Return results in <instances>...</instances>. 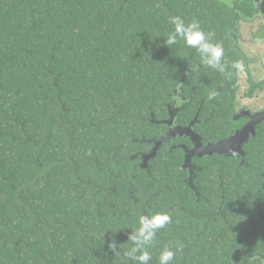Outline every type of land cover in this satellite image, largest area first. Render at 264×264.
I'll return each mask as SVG.
<instances>
[{"label": "trees", "instance_id": "16d2710c", "mask_svg": "<svg viewBox=\"0 0 264 264\" xmlns=\"http://www.w3.org/2000/svg\"><path fill=\"white\" fill-rule=\"evenodd\" d=\"M175 15L222 45L239 20L220 0H0V264H136L127 237L139 215L158 211L172 220L148 247L149 264L178 244L172 264H264V122L245 145L248 167L222 156L206 157L216 163L208 172L197 164L202 203L177 182L180 156L168 173L158 157L150 177L131 178L136 160L121 167L157 134L149 110L170 98L187 57L200 59L183 42L164 44ZM224 60L227 75L205 66L184 83L188 118L204 100L203 135L232 124L223 116L235 109L241 58L225 50ZM219 176L230 204L212 216Z\"/></svg>", "mask_w": 264, "mask_h": 264}, {"label": "flooded vegetation", "instance_id": "af4514ba", "mask_svg": "<svg viewBox=\"0 0 264 264\" xmlns=\"http://www.w3.org/2000/svg\"><path fill=\"white\" fill-rule=\"evenodd\" d=\"M230 5L239 20L237 25L231 28L230 35L227 38L223 36L221 38L227 52L235 50L239 54L240 61L244 64V71L239 72L238 87L234 98L235 109L229 112L230 116H223L229 117L228 121L232 123L228 124L227 122L223 125L226 130L228 129V132L223 136H217L218 138L209 133L208 135L202 134L203 127L201 125L205 123V120H201L199 116L204 100L199 101L197 110L192 118L186 116L187 107L185 106L188 103L187 98L189 96L186 95L184 83L186 82L187 74L193 72V78L199 80L203 76L202 74L208 70L201 64L200 59L193 60L188 56L186 59L187 66L185 70H182L180 75V83L175 87L170 98L163 104L162 108L157 110V113L151 109L149 110V123L158 127L155 129L157 134L148 138L143 136L137 142L134 153L129 157L132 159L131 161L136 160L131 173V178H135L137 171H144L150 177L152 162L157 160L158 157H160L166 173H168L169 169L167 165L170 159L180 156L181 162L176 166V173L181 171L183 176L177 182L192 193L196 203L205 201L204 189L201 190L198 186L204 181L205 177H201V172L198 173L197 164L200 161L205 162L206 157L222 156L227 159H234L236 161V168L248 167V150L245 149V145L250 142L252 137L256 136L258 125L264 122L262 121L255 126V135H250L248 141L242 144L244 151L240 152V155L233 156L217 152L208 155L201 152L202 148L206 145L216 144L230 137L236 130L242 128L249 121L251 115L264 112V74H262L264 72V0H235ZM244 78L245 88L241 85V80L243 79L244 81ZM210 83L208 79H203V85ZM177 99L182 102L177 103ZM213 112L214 110L208 111L209 115L213 114ZM244 112L247 113L244 114ZM209 118L206 117V119ZM220 122L219 120L215 123L218 124ZM154 149H156L155 154L145 159V156L152 153ZM243 152H246V160L241 163ZM187 157L188 160L185 163ZM125 161L126 159L122 162L121 167L125 165ZM204 164L207 172L208 165L216 167V163L208 164V161H206ZM202 186L205 187L204 184ZM221 187L222 180L219 176L217 189L221 191ZM220 195V206L216 212L212 213V216L221 213L222 209L225 208V202L226 204H230L227 200V194H222L221 191ZM130 196L135 202L137 201L132 194Z\"/></svg>", "mask_w": 264, "mask_h": 264}, {"label": "clouds", "instance_id": "9594fccd", "mask_svg": "<svg viewBox=\"0 0 264 264\" xmlns=\"http://www.w3.org/2000/svg\"><path fill=\"white\" fill-rule=\"evenodd\" d=\"M173 29L169 32L166 46L177 45L183 42L189 48L195 49L199 53L201 64L215 69L222 74H226L225 49L222 43L213 42V33L205 32L200 23L193 19L186 22L180 15L169 17L168 21ZM232 68L236 71L243 72L244 64L241 61L232 63ZM219 93L212 89L208 92V99L214 100ZM182 101L177 99V103ZM172 217L166 211H158L150 214H141L138 217V227L132 229L127 237L132 247L125 255L136 264H149L152 255L148 247L156 239L159 230L165 228L171 223ZM104 243V241H103ZM102 243V244H103ZM118 245L115 242L108 243L109 250H115ZM182 250V245H177L175 250L172 247L165 246L158 255V264H172L176 253Z\"/></svg>", "mask_w": 264, "mask_h": 264}, {"label": "water", "instance_id": "95a60500", "mask_svg": "<svg viewBox=\"0 0 264 264\" xmlns=\"http://www.w3.org/2000/svg\"><path fill=\"white\" fill-rule=\"evenodd\" d=\"M245 113L247 112H244V114ZM262 121H264V112L251 115L249 121L242 128L236 130L235 133H233L230 137L221 140L216 144L206 145L205 147L202 148L201 152H203V154H208V155H212L216 152L219 154H230L233 156L240 155V152L244 151L242 149V144L248 141L250 135L251 136L255 135V126ZM155 150L156 149H154L152 153H150L149 155L145 156V159L149 158L150 156H153L155 154ZM245 157H246V152H243L241 163L245 162L246 160ZM129 160L132 159L130 158L126 159L125 163H127ZM187 160L188 157L185 160V163ZM257 215H259L261 218L264 219V214L258 212Z\"/></svg>", "mask_w": 264, "mask_h": 264}, {"label": "rangeland", "instance_id": "374dc122", "mask_svg": "<svg viewBox=\"0 0 264 264\" xmlns=\"http://www.w3.org/2000/svg\"><path fill=\"white\" fill-rule=\"evenodd\" d=\"M220 1L225 2V3H227L228 5L233 4V3L235 2V0H220ZM262 74H264V72H263ZM260 75H261V74H260ZM261 76L263 77V75H261ZM244 83H245V78H244V81H243V79L241 80V85H242L243 88L246 87V86L244 85Z\"/></svg>", "mask_w": 264, "mask_h": 264}]
</instances>
